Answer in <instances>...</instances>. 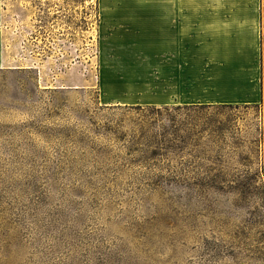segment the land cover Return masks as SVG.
I'll use <instances>...</instances> for the list:
<instances>
[{
  "label": "rangeland",
  "instance_id": "1",
  "mask_svg": "<svg viewBox=\"0 0 264 264\" xmlns=\"http://www.w3.org/2000/svg\"><path fill=\"white\" fill-rule=\"evenodd\" d=\"M0 264H264V0H0Z\"/></svg>",
  "mask_w": 264,
  "mask_h": 264
},
{
  "label": "crops",
  "instance_id": "2",
  "mask_svg": "<svg viewBox=\"0 0 264 264\" xmlns=\"http://www.w3.org/2000/svg\"><path fill=\"white\" fill-rule=\"evenodd\" d=\"M163 22H164L163 19H162V20H159V21H158V24H160V25H164ZM256 75H257V72H256ZM255 78H256V77H255Z\"/></svg>",
  "mask_w": 264,
  "mask_h": 264
}]
</instances>
